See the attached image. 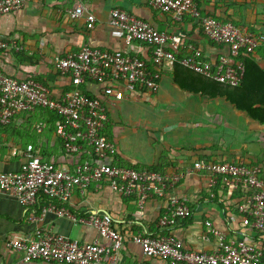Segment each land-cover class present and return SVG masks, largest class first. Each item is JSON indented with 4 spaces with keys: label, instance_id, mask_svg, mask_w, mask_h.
<instances>
[{
    "label": "crops",
    "instance_id": "1",
    "mask_svg": "<svg viewBox=\"0 0 264 264\" xmlns=\"http://www.w3.org/2000/svg\"><path fill=\"white\" fill-rule=\"evenodd\" d=\"M25 1L22 9L0 15V38L12 40L21 48L0 51V71L19 79L33 76L54 97L71 89L68 77L58 72L56 59L76 53L85 45L137 55L149 62L148 46L139 42L127 44L120 31L110 24L114 9L148 21L183 45L199 49L205 60L214 61L227 53L225 47L205 37L192 17L185 16L177 22L172 15L150 7L143 0ZM77 5L84 7L86 15L95 17L93 29H87L86 15L77 20L69 18L68 11ZM197 7L203 15L227 19L247 32L264 34V0H197ZM188 55L182 49L177 58ZM252 59L264 68V45ZM160 71L158 93L130 94L109 109L105 134L114 143L111 160L116 165L149 171L159 168L162 174L185 175L175 195L191 208V217L171 228H161L158 221L167 210L166 199L155 198L140 207L135 197H124L104 184L92 185L86 191L75 189L66 208L78 217L91 214L113 217L123 236V247L115 264H169L145 257L140 246L132 241L137 234L169 235L182 241L188 250L212 252L218 243L209 234L206 222L229 240L248 236L264 250V232L251 231L242 225L237 194L210 189L206 175L187 173L196 161L244 163L259 166L264 178V124L251 119L225 97L212 95L214 92L206 88L204 76L180 63ZM100 88L101 85L89 82L84 90L94 95ZM40 121H45L47 127L37 133L34 128ZM54 123L52 115L38 110L19 114L10 124L0 127V172L19 169L20 152L27 144H33L46 161L72 167L77 160H84L85 156L70 159L65 155ZM46 205L45 199L40 198L33 208L26 209L12 195L0 192V264H59L25 263L21 253L7 247L9 239L31 236L37 229L80 242L107 244L91 227L52 212L42 213Z\"/></svg>",
    "mask_w": 264,
    "mask_h": 264
},
{
    "label": "built area",
    "instance_id": "2",
    "mask_svg": "<svg viewBox=\"0 0 264 264\" xmlns=\"http://www.w3.org/2000/svg\"><path fill=\"white\" fill-rule=\"evenodd\" d=\"M147 5L172 15L181 22L185 16L195 19L202 33L211 42L222 45L227 53L216 60H205L202 51L183 45L176 37L158 31L148 21L124 10L111 11L110 24L120 31L127 44L139 42L149 47V62L137 55L115 53L98 47L83 46L76 53L56 59L61 75L67 76L71 89L54 97L49 89L33 77L19 79L0 71V127L10 124L19 114L38 110L57 117L55 134L63 142L65 155L70 159L85 156L69 167L43 160L33 144L20 152L17 171L0 172V192L17 199L26 209L33 208L41 196L49 199L42 213L95 229L107 241L80 242L67 236L37 229L31 236L9 239L7 247L22 254L25 263L50 262L59 264H115L123 247V236L109 214L78 217L66 208L75 189L86 191L90 186L108 185L124 197H135L142 207L155 198L167 201V210L160 217L161 228H171L192 215L191 208L175 195L181 174L166 175L155 171L121 167L111 160L115 146L105 130L109 109L130 94L143 91L158 93L160 70L175 63L217 83L237 87L245 73L244 61L264 45V34L242 30L231 22L203 15L197 0H143ZM25 0H0V15L20 10ZM69 18L83 17L85 9L77 5L68 11ZM87 29H93L95 17L86 15ZM21 50L12 40L0 38V51ZM189 55L178 59L180 50ZM101 85L98 93L84 90L89 83ZM45 121L35 125L41 133ZM202 173L210 189H222L229 194L241 193L238 210L242 225L251 231L264 232V178L259 166L244 163L196 161L187 173ZM206 227L217 240L212 252L188 250L179 239L169 236L137 234L132 241L140 246L145 257L169 264H264V250L248 236L241 240L227 239L210 222ZM144 264V263H138Z\"/></svg>",
    "mask_w": 264,
    "mask_h": 264
},
{
    "label": "trees",
    "instance_id": "3",
    "mask_svg": "<svg viewBox=\"0 0 264 264\" xmlns=\"http://www.w3.org/2000/svg\"><path fill=\"white\" fill-rule=\"evenodd\" d=\"M213 17L221 21H224V22H231L235 26L240 27L242 30L247 31V29H245L244 27H241L238 24L230 20L220 19L216 16H213ZM252 57L253 55L250 58L245 59L244 61L245 73L241 80V83L237 87H229V86L217 83L208 78H205V77L203 78L205 79L207 83L206 88L209 89L210 92L211 91L214 92V93L211 92L212 95H216V96L220 95L222 97H225L232 104H234L238 109L245 111L251 119L264 124V68L259 66L252 59ZM4 74H7V73H4ZM29 77H33V76H29ZM35 79L39 81L37 78ZM48 114L52 115L50 113ZM52 116L55 118V120L57 119L56 116L54 115ZM54 129H55V126H54ZM61 143L63 145V142ZM153 171L162 172V169H159V168L153 169ZM261 177L263 178L262 174H261ZM234 194H237L238 198L240 199L241 193L238 192ZM41 198L45 199L46 204L49 203V199H47L46 197L41 196Z\"/></svg>",
    "mask_w": 264,
    "mask_h": 264
},
{
    "label": "rangeland",
    "instance_id": "4",
    "mask_svg": "<svg viewBox=\"0 0 264 264\" xmlns=\"http://www.w3.org/2000/svg\"><path fill=\"white\" fill-rule=\"evenodd\" d=\"M127 125H128V124H127ZM25 143H26V142H25ZM25 143H24V144H25ZM225 193L229 195V193H228V192H225Z\"/></svg>",
    "mask_w": 264,
    "mask_h": 264
}]
</instances>
